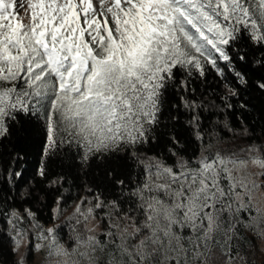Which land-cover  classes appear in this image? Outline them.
Returning <instances> with one entry per match:
<instances>
[{
  "label": "snow or ice",
  "instance_id": "obj_1",
  "mask_svg": "<svg viewBox=\"0 0 264 264\" xmlns=\"http://www.w3.org/2000/svg\"><path fill=\"white\" fill-rule=\"evenodd\" d=\"M209 74L225 109L245 93L264 97V0H0V145L38 123L41 179L65 157L81 168L122 162L84 195H57L54 220L75 205L62 224L45 227L31 207L0 198V237L13 254L25 249L14 264L33 253L40 264L264 257V142L215 147L204 124L215 101L194 87ZM181 115L185 140L160 132ZM10 155L5 184L25 171L24 156Z\"/></svg>",
  "mask_w": 264,
  "mask_h": 264
},
{
  "label": "trees",
  "instance_id": "obj_2",
  "mask_svg": "<svg viewBox=\"0 0 264 264\" xmlns=\"http://www.w3.org/2000/svg\"><path fill=\"white\" fill-rule=\"evenodd\" d=\"M196 88V96L205 102L215 101V107L212 111L215 113L210 120L204 121L206 125V132H214L215 137L212 142L215 147L222 148V144L231 143L239 138L244 145L248 143L264 142V97L256 93H245L240 98H231V102L235 107L225 109L219 97L225 93L223 85L218 83L216 78L209 74L206 81L196 80L194 82ZM172 102H176V97H172ZM241 103H246L247 107H241ZM207 116L208 113L205 112ZM184 116L181 115V122L176 123L173 128L172 122L165 119L166 127L162 126L160 132L163 133H177L182 140L187 138V133L183 127ZM225 123L229 125L224 127ZM26 134H21L12 139L11 142L5 141L0 145V198L8 197L9 204L16 206L31 207L33 211L37 212L39 221L45 226H53L54 224H62L66 217L72 212L75 207L71 204H65V211L58 219H53V208L55 207V199L64 189H70V195L75 199L79 195H84L83 185H96L104 180V174L108 168H118L122 166V162L115 161L111 163L92 161L90 167L81 168L80 164L70 158L56 159L48 164L47 179H41L36 175V169L40 160V153L44 141V133L38 123L26 126ZM231 129V130H229ZM247 129V133H245ZM166 138V137H165ZM217 139L219 143H217ZM155 147V146H153ZM197 145L192 143L189 146V151L195 149ZM236 147H240L236 146ZM16 151L24 156L26 164L23 175V180L13 182H4V170L9 169L12 156L10 153ZM229 149H236L232 145ZM14 167L18 168L19 165ZM63 175L66 179L63 188L59 191V186H50L49 181ZM25 181L28 183L26 184ZM31 191L32 195L27 196L26 193ZM68 195L69 193H65ZM21 195H25V199L21 200ZM12 196L16 199L13 201ZM35 197V198H33ZM95 223V222H92ZM90 227L92 224L89 225ZM67 231V229H64ZM99 231V229H98ZM258 248L264 249L259 241H255ZM19 259V254H13L11 251V243L6 236L0 237V264H14ZM32 257L27 261V264H32ZM256 264H262L264 257L256 255L253 257Z\"/></svg>",
  "mask_w": 264,
  "mask_h": 264
},
{
  "label": "rangeland",
  "instance_id": "obj_3",
  "mask_svg": "<svg viewBox=\"0 0 264 264\" xmlns=\"http://www.w3.org/2000/svg\"><path fill=\"white\" fill-rule=\"evenodd\" d=\"M239 144H240V147L246 146V145L243 144V142L239 138H237L236 140L232 141L231 143H224V144H222V148L229 149L232 145H234L235 148L237 149L238 147H236V146H239ZM49 227H51V226H49ZM24 251H25V249L22 247L20 249L19 253H18L19 256L21 254H23ZM31 257H32V259H31L32 264H40V262H41V260L43 258V254L42 253H33L31 255Z\"/></svg>",
  "mask_w": 264,
  "mask_h": 264
}]
</instances>
